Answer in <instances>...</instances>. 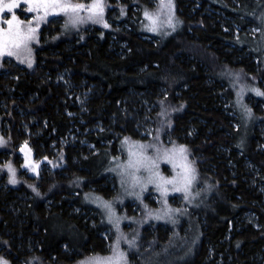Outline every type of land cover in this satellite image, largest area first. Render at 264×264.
Returning <instances> with one entry per match:
<instances>
[{
  "label": "trees",
  "instance_id": "obj_1",
  "mask_svg": "<svg viewBox=\"0 0 264 264\" xmlns=\"http://www.w3.org/2000/svg\"><path fill=\"white\" fill-rule=\"evenodd\" d=\"M168 1L163 0L161 5H167ZM192 1L194 10L189 8V13L184 0H173L172 21L178 27L166 33L163 29L162 35L156 37L144 29L119 32L109 22L107 28L103 23L87 20V13L83 12L84 22L66 31L64 26L52 23L59 17L69 22V17L64 13H49L40 22L39 42H30L31 54L24 51L20 58L0 57V72L7 68L9 59L28 71L37 66L35 71L20 77L13 72L18 78L9 82L12 94L22 98V109L36 115L41 124H47L45 136L40 141L33 140L35 146L41 147L44 142L46 150L54 140L66 139L72 129L85 130L83 120L95 129L87 139L99 150L94 154L83 149L80 154L66 147L67 168L55 172L43 170L36 179L16 178V184L10 182L9 176V194L0 191V255L9 256L12 264H19L17 256L25 264H89L90 259L106 257L111 252L114 244L109 248L103 237V232L111 228L98 209L85 205L82 197L98 192L104 197L110 195L111 175L105 172V162L100 159L117 155L120 139L136 135L125 120L129 111L121 114L122 106L128 99L132 100V94H142L157 105L155 137L168 132L192 136L186 142L191 156L211 181L218 195L212 199L216 203L221 200L222 208H213L211 214L202 215L201 241L189 244L180 255L168 254L171 244L154 241L159 233L154 231L144 233L145 240L149 236L150 244L146 241L137 244L135 263L131 262L133 255L127 249L129 262L263 263L264 213L258 208L262 198L256 189L248 188L246 164L258 169L264 181V151L259 149L257 141V126L264 124V95L254 90L264 92V0ZM24 6L27 7L21 0V6L14 11ZM112 6L122 12L127 9V14L131 9L128 5ZM21 13L36 15L28 11ZM230 20L239 29L232 30ZM248 25L258 30L256 36L246 31ZM113 35L126 44L123 54L112 50ZM147 36L155 38L154 41L147 40ZM245 52L251 57H243ZM64 71L70 82L92 91L85 106L88 112L80 116L68 114L78 110L68 104L63 84L57 83L58 75ZM227 105L237 116L236 124L228 115ZM246 108L251 109V115L246 113ZM16 115L14 112L11 118L18 129ZM114 122L116 127L112 126ZM100 126L102 131L96 130ZM111 129L121 134V138H115ZM13 138L20 141L19 131L14 132ZM21 193L28 201L22 208L15 207L19 209L16 214L5 203L13 200L11 195ZM127 203L129 206L130 202ZM89 208L99 215L93 213L87 220L82 213ZM245 212L259 218V229L248 222L239 224ZM111 230L115 235L116 231ZM29 243L32 248L27 249ZM17 247L21 250L17 251Z\"/></svg>",
  "mask_w": 264,
  "mask_h": 264
},
{
  "label": "rangeland",
  "instance_id": "obj_2",
  "mask_svg": "<svg viewBox=\"0 0 264 264\" xmlns=\"http://www.w3.org/2000/svg\"><path fill=\"white\" fill-rule=\"evenodd\" d=\"M139 1V2H137ZM163 0H105L107 5L104 18L109 22L110 27L119 32H142L143 29L150 36H159L161 30L164 29L166 33L170 28L176 29L178 23L172 21L171 24L168 22L169 16L174 18V3L170 0L172 7H167V5H161ZM184 6L191 12L194 10V6L191 5L192 0H184ZM80 2H89V0H80ZM128 5L130 6V11L127 14V9L122 12L121 9H115L112 5ZM27 7L24 6L19 11H15L17 16L21 20H29L34 15L21 13V11L27 12ZM114 10V11H113ZM145 11H148L155 18V25L153 21L149 20L145 15ZM161 11V12H160ZM210 14V12H209ZM212 14V13H211ZM0 16L4 17V20L11 18V13L4 11L0 13ZM227 18L226 16H224ZM64 19V18H63ZM229 20V19H228ZM230 27L239 29L235 25L234 21H228ZM0 21V26L7 27L6 23ZM64 26L66 31L72 29V24L69 22H64L62 18L53 19L52 25ZM67 25V26H66ZM155 26L156 30L153 31L152 28ZM108 28V27H107ZM137 28V29H136ZM230 29V28H229ZM249 34L254 37L256 36L258 30L254 26H249L246 29ZM92 32V29L89 31ZM147 40L154 41L153 37H145ZM112 50L123 54L126 50V44L121 42L115 35L112 36L111 40ZM243 57L248 56L247 52L243 53ZM251 57V56H248ZM256 60V59H255ZM38 65V64H37ZM6 66L3 71L0 72V191L7 195L10 192V186L8 183L9 172L6 165L11 164L14 169H20V172H16V178H23L27 176L32 179H36L40 176V172L46 170V172H55L56 170H63L67 168L66 163V150L70 147L75 149L76 152L82 153L83 149H88V151H94V154H98L99 150L89 143L87 136L92 133L93 127L88 126L83 120L81 124L85 126V130L76 127L70 131L66 139L57 141L54 140L45 150V144L35 146L33 140L40 141V137L45 136V131L47 129L46 122L40 123V120L36 115L27 114L24 109L20 106V100L17 96L12 94V90L9 89V82L11 80L17 79L18 77L15 72L19 74V77L26 74L27 72H33L37 69V66L33 71H28L26 67L18 66L17 63L12 62V60L6 61ZM17 68L19 70H17ZM14 72V73H13ZM63 84L66 90L67 99L72 107H75V112H68L70 117H76L88 112L86 103L88 98L91 96V90H85V86L75 85L69 81V75L64 71L61 75L57 77V83ZM131 101L128 99L122 106L121 114L129 111L130 114L125 115V120L127 121L129 127L132 128L133 134L135 136H124L121 138V134L111 129L115 133V138H121L118 144L117 155L114 156H102L100 161H104V170L111 175L109 182L111 183L110 195L109 197H104L100 192L88 194L82 197V201L87 206H92L98 209V211L104 217L106 224L114 229L115 235L112 230L109 229L103 232V237L108 242V247L114 244L111 252L106 257H95L89 260V264H96L97 260H102L104 258L110 257L113 254V249L117 244L119 239V248L122 252L130 251L133 255L132 263H135L138 259L136 251L138 252V245L144 241L150 244L148 238L144 239V233H153L158 231L154 241L162 244H171L167 249L168 254L180 255L184 252V249L189 244H196L202 239V232L199 229V224L203 222V214L209 215L213 208L220 210L222 207V201L216 203L213 201L212 197L218 196L214 192V188L211 185V181L205 176L206 173L200 171L197 167V160L191 156V151L187 145V135L179 134L178 132L173 133H159L155 137L156 124L158 123L157 117V105L155 103L149 102L146 98H143L142 94L131 95ZM254 103H259L253 100ZM264 109V107H263ZM228 115L232 119L233 123L236 124L237 116L234 110H231L230 105L226 106ZM16 112L19 117V127L17 129V124H13V119L11 116ZM16 115V116H17ZM117 123L114 122L112 126L116 127ZM258 129V145L259 149L264 151V124L260 123L257 126ZM110 130V128H107ZM96 130L102 131V126L96 127ZM19 131L21 139L20 141H15L13 138L14 132ZM112 134V133H109ZM53 136V135H52ZM50 138V136H48ZM25 142H27L25 144ZM13 144V145H10ZM34 144V147H33ZM106 144V143H103ZM141 145L147 146L141 149ZM184 145L187 150V159L191 166L195 169L194 176L195 179L192 182L190 191L187 194L188 199H185L184 192L169 191L167 195H163L155 184L147 183V179L150 175L147 169L141 168L136 171L133 168L127 167V162L129 160V152H140L141 150L145 155L151 157L156 161L159 172L166 177L175 176L179 168H173V165L168 162L167 159H163L165 150H179V146ZM11 146V150H6L7 147ZM23 149V151H22ZM30 149V151H29ZM157 149H160L159 154ZM65 152V153H64ZM46 158V159H45ZM68 158V157H67ZM16 159V163H15ZM26 159H30L35 164H38L36 172H33L31 168L26 166ZM247 168L249 169L248 175V188H254L257 193L260 194L262 202L258 205L261 213H264V181L259 173L252 164L247 163ZM7 172L5 175L4 173ZM248 174V173H247ZM139 178L137 182L136 178ZM143 185V187H142ZM171 187V186H169ZM97 197L100 199L98 200ZM12 201H7L5 204L9 210L19 213V209L15 208L20 206L22 208L28 198L24 194L11 195ZM167 200V206L164 201ZM110 205V208L106 207L104 202ZM130 202L129 206L127 202ZM220 203V204H219ZM219 204V205H218ZM117 206H119L117 208ZM147 206V207H145ZM166 207L171 209H180L179 212H172L170 215L165 216L163 210ZM93 212L92 209H87L82 214L87 218L91 219V215L98 216L99 212ZM129 211V213H128ZM149 211L153 214L148 215ZM77 212H81L77 209ZM15 214V215H16ZM163 216V218L158 219L157 215ZM204 216V215H203ZM118 220V226H117ZM125 222L129 223L123 228ZM248 222L253 226L254 229H259L261 227L260 220L256 215L251 212L243 213V219L239 224H245ZM161 228V230H160ZM113 239V240H112ZM112 240V242H111ZM128 241H133L129 245ZM200 243V242H199ZM198 243V244H199ZM176 244H180L178 246ZM125 245L126 248H122ZM21 247H17V251L21 250ZM27 249L32 248V244L26 247ZM128 249V250H127ZM1 250V249H0ZM7 255H0V264L7 261V264H12L8 259ZM221 259V257H219ZM19 264H25L22 258L17 256ZM223 264V261H220ZM127 264H131L127 259ZM264 264V261L263 263Z\"/></svg>",
  "mask_w": 264,
  "mask_h": 264
},
{
  "label": "snow or ice",
  "instance_id": "obj_3",
  "mask_svg": "<svg viewBox=\"0 0 264 264\" xmlns=\"http://www.w3.org/2000/svg\"><path fill=\"white\" fill-rule=\"evenodd\" d=\"M23 3L27 5L26 10L28 12L36 13V15L32 16V18L27 21L21 20L14 11L21 6V0H0V13H3L5 10L11 13V18L6 20H4L3 16H0V21H3L7 25V27L0 26V57L7 55L20 58L21 52L24 51L31 54V48L29 47L30 42L33 40L39 42L37 37L40 22L44 20L49 13H64L69 17V23L77 25L85 20V16L81 15L83 12L87 13V20L103 23L105 27H109L104 18L107 7L105 0H89V2H73V0H23ZM167 7H172L170 0ZM144 15L149 20H152L153 25H155V18L148 11H145ZM168 22L171 24V16H169ZM152 30H156L155 26ZM254 90L257 91L258 94L264 95V92H260L259 89ZM246 113L251 115V109L246 108ZM26 143L27 142H25V144ZM140 147L143 149L147 146L141 145ZM159 151L160 149H157L158 154ZM163 159H167L168 162L173 165L174 169L179 168L180 171H178L175 176H164L159 172L156 161L145 155L142 150L140 152H132L130 150L127 167L133 168L136 171H139L141 168L147 169L150 173L147 183L155 184L157 190L163 195L166 196L169 191L184 192L186 194L184 198L188 199L187 194L195 179V169L191 166L190 162H188L186 147L180 145L179 150H165ZM26 166L31 168L33 172H36L38 168V164H35L30 159H26ZM6 167L11 173L10 182L16 184L15 169L11 164L6 165ZM136 180L138 182L139 178L137 177ZM97 199L99 200L100 198L97 197ZM164 203L167 206V200H165ZM104 204L106 207L110 208V205L106 201ZM179 211L180 209H171L170 207H166L163 210L165 216L170 215L172 212ZM152 214L153 213L149 211L148 215ZM157 218L160 219L163 218V216L158 214ZM116 223L118 226V220ZM128 243L131 245L133 241H128ZM3 264H7V261H4ZM96 264H127L125 253L119 248V239L113 249L112 256L97 260Z\"/></svg>",
  "mask_w": 264,
  "mask_h": 264
}]
</instances>
